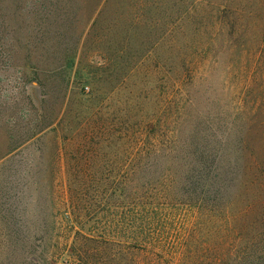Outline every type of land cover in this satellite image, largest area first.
<instances>
[{
	"label": "rangeland",
	"instance_id": "rangeland-1",
	"mask_svg": "<svg viewBox=\"0 0 264 264\" xmlns=\"http://www.w3.org/2000/svg\"><path fill=\"white\" fill-rule=\"evenodd\" d=\"M7 149L0 182L15 189L7 199L0 188V216H78L99 242L119 244L129 191L159 236L206 242L213 229L184 204L191 195H169L196 156L226 181L219 202L240 188L236 215L260 193L264 0H0ZM262 225L244 232L263 243ZM4 236L0 222V264ZM129 262L145 264L138 253Z\"/></svg>",
	"mask_w": 264,
	"mask_h": 264
},
{
	"label": "trees",
	"instance_id": "trees-1",
	"mask_svg": "<svg viewBox=\"0 0 264 264\" xmlns=\"http://www.w3.org/2000/svg\"><path fill=\"white\" fill-rule=\"evenodd\" d=\"M87 126L90 127V123ZM85 145L83 143L82 147ZM10 150L7 149V152L0 154V160ZM186 169L176 183L173 180L174 188L169 196L184 198L191 195L184 204L194 207L201 216L200 223L205 221L213 229L208 234L206 242L201 243L199 238H202V233L195 232L183 238L172 235L159 236L154 227L158 219H154L155 222L150 216H143L147 209L135 202L132 192L126 191L121 198L127 216L123 218L122 235L119 236L123 240L119 244H116L114 239L112 242H99L92 236L90 230L87 232L84 230L87 221L78 216L75 219L66 217L60 220L49 217L48 220L46 214L34 216L30 213L22 216L10 208V212H4L0 216V222L5 229V236L1 240L6 248L2 262L130 264L129 260L138 253L143 256L145 264H264V242L262 243L261 237H258L257 233L250 235L244 232L250 227L252 230L256 224L263 226L264 184L260 186V193L245 203L241 215H236L232 210L235 206V197L241 194V192L238 194L240 188L235 190L230 199L224 203L219 202L220 191L216 184H225L226 181L218 182L216 178L218 170L210 168L207 161L200 160L197 156L191 159ZM3 185L4 189L6 186L9 187L8 194L3 193L8 199L10 192L15 188L8 184L6 178H2L0 182L1 190ZM243 189L246 190V187L242 185V191ZM77 196L81 199L76 190H70L68 203L71 208H75L73 203ZM65 201L67 202V199ZM12 205L11 203L10 206ZM97 205L98 202L94 207ZM91 207L92 204L87 211ZM252 210L260 214L258 219L255 220L253 217L248 220ZM65 228L70 231L67 238L63 236ZM54 237H57L54 246L47 250L46 244L53 241ZM60 239L65 240L61 242Z\"/></svg>",
	"mask_w": 264,
	"mask_h": 264
}]
</instances>
